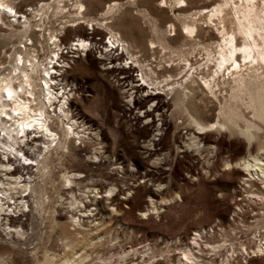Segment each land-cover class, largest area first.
I'll use <instances>...</instances> for the list:
<instances>
[{
    "label": "rangeland",
    "instance_id": "1",
    "mask_svg": "<svg viewBox=\"0 0 264 264\" xmlns=\"http://www.w3.org/2000/svg\"><path fill=\"white\" fill-rule=\"evenodd\" d=\"M113 1L82 0L81 16L87 22L93 18L102 22L100 28L92 30L96 35L109 33L108 27L117 32L139 61L157 73L152 74L158 76L157 81L171 69L180 71L179 77L187 73L182 80L189 82L192 70L187 72L189 65L183 69L181 54L188 55L198 66L207 58L203 45L207 47L219 39L214 26L203 20L198 22L196 37L179 34L182 16L177 19L172 15V11L184 15L191 10L210 9L217 0H185L187 5L179 8L174 0H167V6L163 0H116L115 11L105 18L102 13ZM15 2L24 7L38 4L36 0ZM52 7L40 15L43 19L39 14L32 18L35 20L29 34L40 62L54 55L49 30L62 31L59 43L63 48L87 29L85 22L77 27L66 26V19L76 18L75 10L70 8L67 14H60ZM108 19L110 22L106 23ZM40 21L38 27L36 23ZM11 23L1 32L22 28ZM228 28H235L230 19ZM150 41L158 46L152 48ZM159 42L168 49L162 50ZM237 56L241 58L240 54ZM104 57L84 52L60 73L62 82L76 91V97L69 99L67 105L77 120V129L82 130L79 133L84 135L79 139L70 134L67 148L59 147L48 155L49 175L40 180L46 190L43 202L37 196L33 217L25 219L29 234L15 246L17 240L12 245L0 233V260L4 264H185L181 260L183 251L190 249L196 264H264V119L253 108L255 103L240 93L234 83H220L219 88H214L216 95H212L194 75L197 81L189 83V88L195 89L186 90L187 103L199 123L206 126L204 135L212 137L214 143L203 146L192 133L200 131L199 127L189 123L178 109L170 117L177 128L173 136H166L151 129L152 118L141 122L130 119L131 105L117 85L121 75L103 69L107 62ZM134 74L140 78L138 72ZM149 139L158 143L157 155L151 157L146 151L155 147L148 146ZM100 145L106 156L104 165L88 170V174L103 183L107 173L113 172L118 177L117 185L124 189L108 192L102 188L97 194L103 197L97 198L95 204L87 202L84 213L90 214L78 223L69 222L61 211V193L67 185L62 174L73 169L83 171L73 158L75 153H86ZM113 161L116 166L111 165ZM144 166L155 174L153 179L135 175ZM88 181L76 185L77 191L93 187V181ZM113 196L116 200L111 202ZM201 236L216 247L205 254L198 253L195 239L200 243L206 239Z\"/></svg>",
    "mask_w": 264,
    "mask_h": 264
},
{
    "label": "bare ground",
    "instance_id": "2",
    "mask_svg": "<svg viewBox=\"0 0 264 264\" xmlns=\"http://www.w3.org/2000/svg\"><path fill=\"white\" fill-rule=\"evenodd\" d=\"M37 1V6L24 7L16 4L15 0H0V233L11 243L17 240L15 246L19 239H26L29 234L25 219L33 217L34 209L37 208V196L40 201L44 197L43 193L46 190L40 180L49 175L48 155L59 147L67 148L70 134L76 135L79 139L84 135L79 133L82 130L77 129V120L73 118L74 115L67 105L69 99L76 97V91L67 87L68 83L65 85L64 81L62 82L63 76L56 67L58 64L50 65L53 56H50L48 61L40 62L38 49L35 48L29 34L33 26L32 20H35L32 18L39 14V18L43 19L40 15H45L46 9L52 10L55 2V0ZM163 2L167 6V0ZM174 3L177 8L187 5L185 0H174ZM117 4L116 0L109 3L102 13L103 16L107 18L113 14ZM78 5L83 9V2H79ZM64 9L57 5L55 12L61 13ZM172 15L177 19L182 16L179 34L186 33L190 38L196 37L199 30L198 22L203 20L211 23L219 35L218 41L208 43V46L215 43L213 48L209 49L208 46L203 45L207 55L203 64L196 66L188 55L181 54L183 57L181 58L179 54L178 58L183 60V69L189 65L187 72L192 70L187 78L189 82L182 80L183 75L186 76L187 73L179 77L180 71L174 72L171 69L169 73L167 72V78L157 81L158 76L156 78L152 76L157 73L151 67L146 68L147 66L139 61L138 56L131 52L128 43L117 32L107 28L114 41L111 42L113 47L105 54L104 60L107 62L104 63L103 69L113 70L121 75L117 78V85L122 88L125 101L131 105L130 119L141 122L152 118L153 131L173 136L177 126L171 122L170 117L174 115V110L178 109V112L186 115L189 123L199 127L200 131L195 130L192 133L204 144L203 146L212 145L214 139L204 135L203 129L206 126L199 123L187 103L186 90L195 89V87L189 88V83L197 81L194 75L200 78L202 85L212 95H216L214 88H219L220 83H234L240 93L248 95L250 102L255 103L253 108H256L259 116L264 119V0H217L210 9L191 10L184 15L172 11ZM81 18L83 19L81 22H85L92 30L102 25V22H97L93 17L91 22H87L82 16ZM228 19L235 24L234 29L228 28ZM12 21L22 28L15 30L16 32L13 29L10 33L1 32L2 28L11 26ZM108 22L109 19L106 20V23ZM103 23L106 24L105 21ZM36 25L41 26V21ZM170 27L173 34H176L172 22ZM55 31L49 30L48 36L55 48L52 52L57 56L61 43ZM40 35L45 36L44 33ZM237 37L242 39L239 41L241 43L238 42ZM77 44L70 48L84 51L89 46L84 39H78ZM150 45L152 48L158 46L154 41H150ZM160 45L161 49L167 48L162 43ZM239 54L241 58H238ZM76 57H81V54L78 53ZM135 72L139 73L140 78H137L138 74H134ZM172 106L174 109L170 110ZM153 117H156V120ZM95 133L99 135L98 131ZM148 143V146L155 148L148 147L146 155L149 157L157 155L158 143L154 139H149ZM101 148L100 145L86 153L76 152L73 158L83 171L73 169L62 174L63 181L67 185L61 193L63 198L61 211L69 222L78 223L83 216L90 214L84 213L88 210L87 202L95 204L97 198L103 197L97 194L102 188H107L108 192L114 188L118 191L124 189L117 185L118 177L113 172L107 173L103 183L94 181L88 174V170L104 165L106 156ZM116 163L113 161L111 165L116 166ZM135 175L144 179L149 177L151 180L155 174L144 166V170L137 171ZM85 180L93 181V187L77 191L75 186ZM89 192L94 194L89 195ZM90 196L92 198H89ZM110 199L111 202L116 200L114 196ZM195 243L199 247L198 253L205 254L210 248L216 247L210 244L207 238L201 243L195 239ZM190 254H194L190 253V249L183 251L184 259L181 260H185V264H196L195 255ZM0 264H4L3 259L0 260Z\"/></svg>",
    "mask_w": 264,
    "mask_h": 264
},
{
    "label": "built area",
    "instance_id": "3",
    "mask_svg": "<svg viewBox=\"0 0 264 264\" xmlns=\"http://www.w3.org/2000/svg\"><path fill=\"white\" fill-rule=\"evenodd\" d=\"M46 2H52L53 0H45ZM82 2V0H55L54 2V7H56L57 5L62 6L63 7V12L64 13H68V11L71 9L75 10L73 12L76 16V18L74 20L72 19H66V26H71V27H75L77 25L82 24L83 22H81L83 19L81 18L80 13L84 11V9H80L78 3ZM70 5V6H69ZM30 7V6H28ZM35 7V6H33ZM56 9V8H54ZM51 11V9H49ZM53 10V9H52ZM49 12V11H48ZM62 12V13H63ZM61 14V13H60ZM64 14V15H66ZM66 17V16H65ZM87 29L85 30V34L83 36H74L73 39L70 41V44H68V46L66 47H62L60 50H58V55L55 56L53 55V59L50 63V65L57 63L60 72H63V70L66 69V67L69 66L70 63L73 62V58L76 57V55H78V53H84V52H92L93 54H96L97 56L101 55H105L107 53V51L113 47L112 45V41H114L113 36L110 33L107 34H103V35H96L94 32H92V29L90 28V26H86ZM59 33H57V31L55 32V34L57 35V37H61V32L62 31H58ZM78 39H84L85 42L87 43V49L82 51L80 49L77 48H70V47H74L75 43L77 44ZM78 45V44H77ZM62 51V52H61ZM62 56H67L70 57L68 59L62 58ZM58 60V62H57Z\"/></svg>",
    "mask_w": 264,
    "mask_h": 264
}]
</instances>
